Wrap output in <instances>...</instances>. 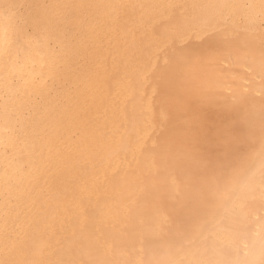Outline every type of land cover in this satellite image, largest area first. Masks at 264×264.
Instances as JSON below:
<instances>
[{
  "label": "bare ground",
  "instance_id": "6f19581e",
  "mask_svg": "<svg viewBox=\"0 0 264 264\" xmlns=\"http://www.w3.org/2000/svg\"><path fill=\"white\" fill-rule=\"evenodd\" d=\"M0 264H264V0H0Z\"/></svg>",
  "mask_w": 264,
  "mask_h": 264
}]
</instances>
